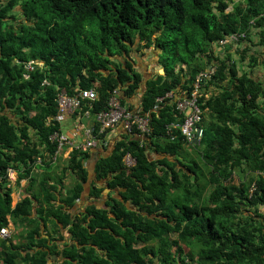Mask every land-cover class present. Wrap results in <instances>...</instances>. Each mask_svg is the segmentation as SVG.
Masks as SVG:
<instances>
[{
	"label": "trees",
	"instance_id": "obj_1",
	"mask_svg": "<svg viewBox=\"0 0 264 264\" xmlns=\"http://www.w3.org/2000/svg\"><path fill=\"white\" fill-rule=\"evenodd\" d=\"M230 3L0 0V229L9 221L22 228L15 244L0 238V264H47L52 256H61L59 264H264V84L214 55L236 32L247 41L260 29L264 43V0H243L226 13ZM135 46H153L164 72L146 82L141 97L138 114L150 120V132L143 141H116L94 163L90 184L91 153L73 151L61 174L75 182L63 193L56 185L62 177H51L58 97L93 88L88 109L96 133L94 115L111 91L131 95L140 85L131 62L116 59ZM31 61L43 65L29 70ZM210 66L216 71L199 99L202 144L191 147L179 129L168 131L181 123L173 102L156 108V100L178 88L190 93ZM9 171L18 183L38 186L14 207ZM106 189L99 208L93 203ZM84 193L90 204L71 218L68 209ZM65 229L74 242L59 250Z\"/></svg>",
	"mask_w": 264,
	"mask_h": 264
},
{
	"label": "crops",
	"instance_id": "obj_2",
	"mask_svg": "<svg viewBox=\"0 0 264 264\" xmlns=\"http://www.w3.org/2000/svg\"><path fill=\"white\" fill-rule=\"evenodd\" d=\"M136 49V46L131 49L128 56L123 54L121 57H116V59L121 62L123 65L125 61H130L133 69L141 75V82L139 87L135 90V92L131 95H124L123 89L119 90V98L125 100V106L128 107L133 113H137L141 111V97L145 90V84L148 80L155 79L157 75H163L161 72L162 67L158 65V61L156 59V54H153V51H157L153 46L144 50L142 52L141 57H137L133 50ZM140 49V48H138ZM137 49V51H139ZM215 57H220V59H225L227 57V62L229 64H235L238 70V74L245 72L248 74L250 78H252L255 82H260L264 84V43L260 42V29H252L249 34V39L247 41H243L239 44H235L232 46H226L223 49L214 48ZM152 56V58H151ZM251 58H254L252 60ZM121 91V92H120ZM182 89L178 88L174 92L175 98L181 97ZM209 94H206L208 97ZM258 103L261 107V110L264 111V99H259ZM61 130L65 132L70 137L75 133V136H72L75 141L78 143L82 142L84 138V131L92 126L91 119H85L81 116V114L67 116L65 120L60 124ZM123 136H126V132L123 130L121 126H117L115 130L108 132L105 136L107 140L108 147H97L89 150L91 153L90 163L93 162V158H99L100 156H108L112 152L116 141L121 140ZM104 150V151H103ZM111 151V152H110ZM110 152V153H109ZM69 153L68 149H63L58 155L59 158H55L53 161L55 162L51 171L52 183L56 182L57 177H62L61 170L66 167L67 163V155ZM109 153L108 155H106ZM89 159L87 163H89ZM95 160V159H94ZM14 176L11 178L8 176V179L12 183V207H14L22 198L25 196L30 197L32 194H36L38 191V186L33 184L31 188L28 187L26 180H21L19 183L17 182V174L14 171ZM9 175V173H8ZM89 177V175H88ZM75 182V177L72 173L66 172V175L63 176L58 186V189H62V192L65 193L71 185ZM37 186V187H36ZM28 187V188H27ZM86 197V193H84ZM88 197H86V201ZM83 196L81 197L79 202H76L75 205L68 209V213L70 217L73 218L76 215L83 214L84 209L86 208V203L82 201ZM35 204V202H34ZM8 230L10 231V237L13 244L17 243L18 239L15 237L21 232V227L14 225L9 221L7 225ZM62 239L57 240L55 243L58 245V249H63L65 245H69L74 242L71 238V235L65 230H61ZM2 238V237H1ZM57 238V237H56ZM3 239V238H2ZM17 239V241H16ZM61 262V256H52L49 258L47 264H59Z\"/></svg>",
	"mask_w": 264,
	"mask_h": 264
},
{
	"label": "built area",
	"instance_id": "obj_3",
	"mask_svg": "<svg viewBox=\"0 0 264 264\" xmlns=\"http://www.w3.org/2000/svg\"><path fill=\"white\" fill-rule=\"evenodd\" d=\"M251 26H254V21H251ZM245 39V32H236L230 34L227 38L220 40L218 45L221 49L228 45L236 44ZM34 62H29L25 66L32 70ZM216 67L210 66L205 70L199 72L193 83V89L190 93L183 92L181 97H176L172 92L166 93L163 97L157 98L156 107L166 101H172L175 110L181 117V123L171 124L168 126V131L179 129L181 135L184 137L187 144L191 147H200L204 135V129L201 125L203 119V110L200 107L199 99L202 97L201 90L204 85L215 74ZM205 98L206 95H203ZM96 99V91L94 89L75 90L73 95H68L64 90L58 97V114L55 121L62 123L67 116L83 113L82 116L89 118L88 104ZM87 106V107H86ZM94 121L98 124V130L94 133L93 126L84 131V140L80 143L74 140L72 136L56 132L51 137L53 142H56L55 156L61 149L67 148L69 151H87L95 147H103L107 145L105 138L101 135L107 131L115 130L117 126H121L126 134L131 136H145L150 132V120L137 113H133L128 107L123 105L119 99V91L112 90L106 107L95 113ZM101 137L102 139H98ZM134 161L129 155L124 157V163L127 167L128 163ZM39 164L40 161L38 160ZM133 163V165H134ZM132 165V166H133ZM253 189V188H252ZM251 189V190H252ZM10 232L2 228L0 230V237H7Z\"/></svg>",
	"mask_w": 264,
	"mask_h": 264
},
{
	"label": "rangeland",
	"instance_id": "obj_4",
	"mask_svg": "<svg viewBox=\"0 0 264 264\" xmlns=\"http://www.w3.org/2000/svg\"><path fill=\"white\" fill-rule=\"evenodd\" d=\"M234 4L235 5H238V4H243V0H233V3H230L229 4V6H228V8H227V10L225 11L226 13H228V12H231L232 11V7L234 6ZM240 6H242V5H240ZM20 10V7H15L14 9H13V11H15V12H20L19 11ZM18 17H19V15H18ZM219 49V48H218ZM139 51H137V48L135 49V50H133L136 54H138V55H136L137 57H141V55H142V52H143V49H138ZM156 54V59H157V61L159 62V60H160V57L159 58H157V55H158V51H153V54ZM151 58H152V56H151ZM111 152V151H110ZM109 152V153H110ZM109 153H107L106 155H108ZM153 157H156V156H153ZM91 161V159H89V162ZM133 161H131V163H128V166H132L133 165ZM86 166H88V167H90L91 166V164L90 163H87L86 164ZM61 172V171H60ZM13 173V172H12ZM11 172H9V177H13L14 176V174H12ZM90 173H91V171H90ZM92 177H90V178H88V180H87V184H90V179H91ZM93 179V178H92ZM101 183V182H100ZM109 194V191H105L104 192V200H99L100 202H96L95 203V205L96 206H99V207H103L104 205V201L106 200V197H107V195ZM114 196H115V194H114ZM83 198H84V200H82V201H85V196L83 195ZM12 206V205H11ZM17 239H18V235H16L15 236ZM17 239H16V241H17Z\"/></svg>",
	"mask_w": 264,
	"mask_h": 264
},
{
	"label": "clouds",
	"instance_id": "obj_5",
	"mask_svg": "<svg viewBox=\"0 0 264 264\" xmlns=\"http://www.w3.org/2000/svg\"><path fill=\"white\" fill-rule=\"evenodd\" d=\"M31 62H34V64L35 65H38L39 67L40 66H42L43 65V62H41V61H31ZM163 71V70H162ZM163 74H164V72H163ZM90 89H93V88H90ZM119 91V90H118ZM120 99V98H119ZM158 107V106H157ZM156 107V108H157ZM129 109V108H128ZM81 114V116H82V112L80 113ZM75 115H77V114H75ZM83 117V116H82ZM86 119V118H85ZM89 119V118H88ZM203 120V119H202ZM62 134H65V135H67L65 132H63L62 130L60 131ZM108 133V132H107ZM126 135H128V134H126ZM128 136H131V135H128ZM141 136V135H140ZM146 136V135H145ZM145 136H143L144 138H145ZM132 137H134V136H132ZM107 141V140H106ZM142 141V140H141ZM107 145H108V143H107ZM107 145H105V146H103V148H105V147H108ZM95 148H97V147H95ZM64 149H67V148H64ZM114 149V148H113ZM63 149H61L60 151H59V153L57 154V156L60 154V152L62 151ZM75 151V150H74ZM87 151H89V150H87ZM73 152V151H72ZM71 151H69V153H68V155H67V158L69 157V155L72 153ZM82 152H86V151H82ZM55 158H57V157H54V159ZM55 161V160H54ZM87 164V163H86ZM86 168H87V166H86ZM93 179H94V176H91ZM90 178V177H89ZM90 179V181H92L93 179ZM106 191H109L108 189H106ZM86 199V198H85ZM82 200H84V198L82 199ZM85 203H86V205H88V204H90V200H85L84 201ZM95 203L96 202H94L93 204L95 205ZM97 207H99V206H97ZM100 208V207H99ZM103 208V207H102ZM5 229H7L8 230V228L7 227H5ZM1 230V229H0ZM9 231V230H8ZM10 232V231H9ZM1 238V237H0ZM3 238V237H2ZM1 238V239H2ZM4 240L5 239H11V237H10V234L7 236V237H5V238H3Z\"/></svg>",
	"mask_w": 264,
	"mask_h": 264
},
{
	"label": "water",
	"instance_id": "obj_6",
	"mask_svg": "<svg viewBox=\"0 0 264 264\" xmlns=\"http://www.w3.org/2000/svg\"><path fill=\"white\" fill-rule=\"evenodd\" d=\"M161 72L163 73L162 70H161ZM156 112H158V110H157ZM134 138H135V139H138V140H142V141L145 139L143 136H134ZM105 157H106V156H105ZM94 159H95V160H94ZM97 159H98V158L94 157V158H93V162H92V163L89 162V163L91 164V166H90V167L87 166V171H88V175H89V177L94 176V171H93V170H94V163H96ZM90 171H91V173H90ZM89 177H88V178H89Z\"/></svg>",
	"mask_w": 264,
	"mask_h": 264
}]
</instances>
